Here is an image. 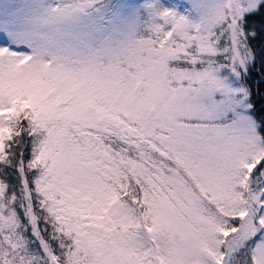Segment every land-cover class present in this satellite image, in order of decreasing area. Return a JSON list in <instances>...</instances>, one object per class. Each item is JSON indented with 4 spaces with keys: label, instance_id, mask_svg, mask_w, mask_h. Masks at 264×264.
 I'll return each mask as SVG.
<instances>
[{
    "label": "snow or ice",
    "instance_id": "1",
    "mask_svg": "<svg viewBox=\"0 0 264 264\" xmlns=\"http://www.w3.org/2000/svg\"><path fill=\"white\" fill-rule=\"evenodd\" d=\"M0 264H264V0H0Z\"/></svg>",
    "mask_w": 264,
    "mask_h": 264
}]
</instances>
